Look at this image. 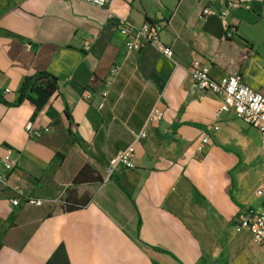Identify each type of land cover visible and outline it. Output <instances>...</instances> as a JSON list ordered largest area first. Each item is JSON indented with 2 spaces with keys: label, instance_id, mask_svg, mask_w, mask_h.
Instances as JSON below:
<instances>
[{
  "label": "crops",
  "instance_id": "obj_1",
  "mask_svg": "<svg viewBox=\"0 0 264 264\" xmlns=\"http://www.w3.org/2000/svg\"><path fill=\"white\" fill-rule=\"evenodd\" d=\"M227 1L0 0V167L6 148L18 159L0 180V264H264V244L234 227L245 207L264 211L259 134L233 110L216 115L221 97L200 98L188 71L208 64L264 93V0H234L223 19ZM121 20L165 22L171 57L128 50ZM38 72L53 92L34 83L21 95ZM153 106L162 116L146 124ZM27 123L48 129L30 139ZM143 127L135 167L108 177ZM83 167L99 180L74 184ZM69 191L88 200L67 208Z\"/></svg>",
  "mask_w": 264,
  "mask_h": 264
},
{
  "label": "built area",
  "instance_id": "obj_2",
  "mask_svg": "<svg viewBox=\"0 0 264 264\" xmlns=\"http://www.w3.org/2000/svg\"><path fill=\"white\" fill-rule=\"evenodd\" d=\"M90 3L97 7L106 6L110 0H80ZM212 2L213 0H209ZM239 5V2L229 0L225 3L224 8L220 12V16L224 19L228 12ZM248 7V6H246ZM210 11L209 7L204 8V13ZM163 21H145L139 25L133 24L128 20H121L118 30L124 37L125 47L128 50H137L145 44L152 45L161 54L171 57L172 49L170 46L164 44L160 37V31L164 26ZM90 42H84V49H89ZM118 67L114 66L110 69L109 75L106 78V86H109L113 77L117 73ZM190 77L200 91V98L205 93L211 92L221 97V102L217 108L216 115L221 112L233 110L237 118L244 123L255 128L259 134L260 147L262 150L261 157V175L259 182L255 188V194L258 197H262L264 200V93L253 89L244 80L239 73H230L221 77H213L210 73V67L208 64L201 66L188 67ZM5 92L10 91L8 88L4 89ZM102 96L107 94V89L102 91ZM85 97L89 98L90 93H85ZM162 116L161 111L157 106H153L147 115L146 124L156 122ZM216 129V126H213ZM47 127L35 126L33 123H27L25 125V132L30 139L39 138ZM147 135L146 128L143 127L135 134L134 142L126 146L113 155L107 165V176L109 177L112 172L119 168H134L135 167V142L139 141ZM208 136L205 135L201 143H206ZM202 145H198L197 151L200 152ZM2 166L0 167V180L5 182L7 176L18 165V159L11 149H5L1 157ZM19 193L10 200L12 205H16L21 196L19 189H16ZM26 201L31 204H39V201L25 197ZM235 230H246L251 234L252 239L256 242L264 244V211L255 209L251 206L245 207L238 213L234 222Z\"/></svg>",
  "mask_w": 264,
  "mask_h": 264
},
{
  "label": "trees",
  "instance_id": "obj_3",
  "mask_svg": "<svg viewBox=\"0 0 264 264\" xmlns=\"http://www.w3.org/2000/svg\"><path fill=\"white\" fill-rule=\"evenodd\" d=\"M38 83L47 93L53 92V90L56 87L55 83V78L52 77L49 73L47 72H38L37 74H34L32 76L26 77L21 85L20 88V93L21 95L26 91L29 90L30 87L34 84ZM20 101V98L19 100ZM94 180H99V177L93 175L91 172H89V169L87 167L81 168L77 174L75 175L73 179L74 184H79L87 181H94ZM70 191L69 193L67 192V197L66 201L67 202V208L75 207V204H84L87 200V196H81L78 197L77 199H71L70 200Z\"/></svg>",
  "mask_w": 264,
  "mask_h": 264
}]
</instances>
